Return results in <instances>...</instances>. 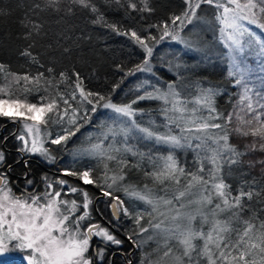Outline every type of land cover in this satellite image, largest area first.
<instances>
[{
    "label": "snow or ice",
    "instance_id": "snow-or-ice-1",
    "mask_svg": "<svg viewBox=\"0 0 264 264\" xmlns=\"http://www.w3.org/2000/svg\"><path fill=\"white\" fill-rule=\"evenodd\" d=\"M140 5L127 0L132 11L154 10L149 0H140ZM183 5L179 14L150 26L157 28L158 36L105 24L144 53L142 62L126 75L152 73L150 58L155 46L165 39L201 52L205 60L210 58L212 49L202 44L196 29L206 22L202 5L211 6L219 25V41L227 50L220 53L227 59V76L240 89L233 111L227 115L217 110L220 90L214 87L200 88L195 96H189L175 83L160 87L144 81L137 85V94L130 102L114 103L111 94L87 89L75 69L71 74L61 71L58 77L45 72L18 74L0 63V79L4 81L0 83V118L22 125L23 132L16 137L22 145L20 152L39 154L55 163L47 143L66 145L92 121L98 109L112 114L101 122L96 142L74 154V162L76 155L96 160V166L102 165L101 175L93 176L96 166L83 170L73 166L60 170L55 180L43 177L42 192L33 187L17 194L7 173L0 172V255L19 250L27 253V264H96L97 259L103 260L105 249L97 246L92 251L94 237L114 245L123 243L109 228L91 221L89 192L61 178L76 177L82 185H93L112 198L115 220L123 217L132 221L134 227L127 239L136 247L155 242L156 247L145 253L141 264H264V219L255 212L243 218L249 211L248 202L260 190L251 186L234 190L226 182L233 166L241 164L246 154L231 142L233 138L252 137L246 151H264V0H183ZM77 9L92 13L94 24L104 20L95 0H34L29 11L35 15L72 14ZM5 14L0 9V15ZM21 24L28 29L24 39L39 36L43 29L42 23L27 15ZM185 32L189 35H182ZM32 47L34 43L21 55L40 64ZM46 72L52 74L54 68L48 67ZM61 84H67L71 91H61ZM13 86L22 88V94L17 95ZM119 87V83L113 85L112 92ZM41 90L47 95L39 96L36 102L29 100V95ZM141 101H158L159 105L151 111L134 107ZM54 125H59L61 132L53 136ZM178 151L192 153L191 165ZM5 159L0 151V165ZM259 163L264 164V160ZM132 169L142 172L151 185L126 183ZM26 183L32 185L33 181L27 179ZM116 191L143 207L130 208L114 195ZM77 193L82 199L71 198ZM136 236L141 239L137 241Z\"/></svg>",
    "mask_w": 264,
    "mask_h": 264
},
{
    "label": "trees",
    "instance_id": "trees-1",
    "mask_svg": "<svg viewBox=\"0 0 264 264\" xmlns=\"http://www.w3.org/2000/svg\"><path fill=\"white\" fill-rule=\"evenodd\" d=\"M33 2L34 0H0V9H3L6 13L0 15V63L7 65L10 71L18 74L29 73L35 75L37 72H45L46 75H57L58 77V73L61 71H67L71 74L72 70L75 69L84 78V85L87 89L98 91L104 95L111 94L114 103L130 102L137 94V85L145 81L143 78L145 73L142 76L140 72L135 75H126L129 69L142 62L144 53L128 37L117 34L112 28L106 26L105 22L109 25H116L121 31L134 29L142 35L151 33L158 36L159 31L157 28L150 26L161 24L172 15L179 14L184 7L183 0H149L150 6L154 9L149 13L132 11L127 7V0H120L119 3L116 0H95L104 20L94 24L92 23L94 15L79 9L72 14L43 12L35 15L29 11ZM134 2L137 3L138 7L141 6L140 0H134ZM202 8L205 23L208 24V21L213 19L212 13L214 10L208 5H202ZM205 8L212 10V13H209L210 16L205 13ZM25 15L43 24L39 36L34 34L30 39H24L28 29L22 26L21 21L25 18ZM213 25L217 27L218 31L219 25L215 23L214 19ZM182 35H188V33L185 32ZM215 36V43H217L216 45L220 48L221 53H226V49L221 47L219 32ZM33 43L34 47L31 48V51L33 55L37 56L43 67H40V64L33 63L29 57L21 55V52ZM65 47L69 48L70 52L65 53L63 51ZM150 62L153 67V72L149 73L151 77L160 78L163 82L175 83L178 90H183L182 86L187 87V91L192 95L197 94L200 88H218L220 94L216 97L217 110L224 115L233 111L240 90L238 87H234V80L227 76L228 64L225 56H210L208 60H205L202 57L199 58L192 50L184 48L183 45L165 39L155 46ZM48 67H53L54 73L48 74L46 72ZM0 83H4V81L0 79ZM117 83L120 84V87L112 92L113 85ZM60 90L71 91L67 84H61ZM13 91L17 95H21L23 89L13 86ZM50 91L53 95L55 94L54 90L50 89ZM41 95H47V93L43 90L39 93L33 92L28 98L30 101L36 102ZM158 105V101H141L134 107L151 111L157 108ZM102 112L103 109H98V112L93 114L92 121L85 123L80 131L71 137V140H74L73 144H70L71 140L65 146L46 144V147L56 157L55 163H49L41 157L42 160L49 166L62 165L64 169L74 166L77 170H83L85 166H96V160L88 159L87 156H75L74 162V152L76 147L83 148L82 140L85 139L83 135L92 133L94 130H101L99 126L107 117ZM2 127H4V130H2ZM16 128V125L6 118H0V132H13L16 131ZM51 130L54 136L57 132H61V127L54 125L51 126ZM253 139L252 137H235L232 139L231 142L246 154L241 157V164L233 166V171L227 177L226 182L231 184L234 190L241 186L245 188L251 186L260 190V194L254 196L253 200L248 202L249 211L244 214L243 218L248 219L252 212H255L261 219H264V164L259 163V161L264 160V151H246L245 145L250 144ZM67 150L68 152L71 150V156L68 155ZM145 150L147 149L145 148ZM177 154L182 160H187L191 165V152L178 151ZM182 154L185 155L184 159ZM129 159L132 160V158ZM250 162L252 166H250ZM101 174L102 168L96 166L93 176ZM55 178L54 176H48L49 180ZM245 181L248 183L245 184ZM69 182L76 186H82L75 180H69ZM87 191L91 192V199L94 201L95 191L93 192L89 187H87ZM114 195L124 199L126 205L132 208L129 199L122 191H116ZM233 195H235V191H233ZM107 200L111 201L112 198L106 197L104 199L105 203ZM104 201L99 200L97 205V210L101 213L105 212ZM91 210L93 215L91 221L95 223L97 213L93 202ZM123 220L126 224L121 225L120 222H115L113 226L115 229H117L116 227L122 228L123 232L129 235L134 226L132 221L126 218H123ZM153 246L154 243L150 241V244L140 249L142 260L145 253L149 252ZM153 259H155L154 256Z\"/></svg>",
    "mask_w": 264,
    "mask_h": 264
},
{
    "label": "flooded vegetation",
    "instance_id": "flooded-vegetation-1",
    "mask_svg": "<svg viewBox=\"0 0 264 264\" xmlns=\"http://www.w3.org/2000/svg\"><path fill=\"white\" fill-rule=\"evenodd\" d=\"M18 135L19 131L17 128L16 131L13 132H0V151L4 152L6 158L4 165H0V172L7 173L11 185L13 186V191L17 192V194L24 191L26 188L31 191L33 187L36 191L40 192L42 189L43 177H48L50 175V177L54 176L57 178L60 175V170L64 168H62V165L49 166L40 156L20 152L18 150L21 148L20 141L16 139ZM5 137L7 138L6 140ZM9 165L10 167H8ZM47 166H49L50 169L47 168ZM64 178L78 181L76 177ZM27 179H31L33 184L28 185L26 183ZM78 182L80 183V181ZM80 184H82V182ZM87 187L91 188L90 186H86V190ZM91 189L93 192L95 191L94 208L97 213V221H95V223H99L101 226L105 225V227L109 228L118 239L123 240L121 245H114L105 243L100 238L94 237L92 251L94 252L97 246L105 249L103 260L97 259L96 264H141L142 253L140 248L136 247L127 239L128 235L123 232L122 228L116 227L117 229H115L113 226L115 222H120L121 225L126 224V222H124L122 217L119 221L113 218L110 201L107 200L105 203L104 199L106 197L102 194L100 189ZM99 200L104 201L105 203L104 213L97 210Z\"/></svg>",
    "mask_w": 264,
    "mask_h": 264
},
{
    "label": "rangeland",
    "instance_id": "rangeland-1",
    "mask_svg": "<svg viewBox=\"0 0 264 264\" xmlns=\"http://www.w3.org/2000/svg\"><path fill=\"white\" fill-rule=\"evenodd\" d=\"M205 13L207 15H209V13H212V10L210 8H205ZM210 16V15H209ZM258 31V30H257ZM218 31H217V27L215 25H213V19H211L210 21H208V24L206 23H201L200 27L196 29V34L199 36L201 42L203 45H206V46H209L211 47L212 49V54L211 56H216L218 55V57L222 56L220 55L221 51H220V48L216 45L217 43H215V35H217ZM189 35V34H188ZM221 44V43H220ZM221 47H223V45L221 44ZM194 53L197 54V56L199 58H203V54L201 52H197V51H194L192 50ZM227 51V50H226ZM225 51V52H226ZM254 63V61H253ZM196 71V69H195ZM194 71V72H195ZM193 73V72H192ZM144 73H141V76L143 75ZM148 75V76H147ZM143 78L145 81H148L149 82V85H157V86H160V87H166V85L168 84V82H163L161 81L160 78H157L154 76L151 77V74L149 73H145V75H143ZM149 85H145V88H148V90H151V87ZM183 90L179 89L180 91H182V93L184 95H189V96H195V95H192L189 91H187V87H184L182 86ZM240 90V89H239ZM143 90H141L142 92ZM198 93V92H197ZM135 96L132 98L134 99ZM103 115H107L106 119H108V117H110L112 114L109 110H105L103 109ZM155 116V115H154ZM145 119H147V116L144 117ZM158 120L159 119H162V117H156ZM104 120V121H105ZM11 122V121H10ZM14 125H16L17 127V130L19 131V135L22 134L23 132V129H22V125L19 124V123H12ZM2 130H4V127H2ZM22 131V132H21ZM101 131V130H100ZM100 131H93L92 133H86L85 135H83V137L85 139H83L82 137V144H83V148L84 147H87L89 145V143L91 142H96V138L99 134ZM2 132V131H1ZM95 132V133H94ZM71 140V139H70ZM72 142H74V140L72 139L70 141V144H73ZM86 143V144H85ZM88 143V144H87ZM20 146L22 147L21 145V142H20ZM65 146V145H64ZM82 149L81 147H76L75 149V153L79 152V150ZM145 150V148H144ZM183 152V151H182ZM67 153L69 156L72 155V152L71 150L68 152L67 150ZM66 153V154H67ZM183 153H187V152H183ZM31 155H35V156H40L39 154H31ZM41 157V156H40ZM76 157H81L79 155H76ZM129 158H132V157H129ZM182 158L184 159L185 158V155L182 154ZM88 159H91L90 157H88ZM133 159V158H132ZM100 168H102V165L99 166ZM44 182V180L42 181ZM126 183H134L138 186H143L144 183H149L151 185V181H147L145 179V177L143 176V173L142 172H138L136 169H132L130 171H128V177H127V180L125 181ZM183 183V181H182ZM45 184V182L43 183ZM74 185V184H73ZM87 185H82V187H86ZM93 186V185H92ZM95 188V186H93ZM45 188V185L42 186V190L40 192H42ZM97 188V187H96ZM99 189V188H98ZM195 191V190H194ZM71 198H76V199H82V197H80L79 193L77 194H73V196ZM91 198V197H90ZM128 198V197H127ZM130 201V200H129ZM93 204H95L94 201H92ZM132 207H143L142 204H140V202H133V201H130ZM92 205V204H91ZM91 205H90V208H89V211L91 213V220L93 218V215H92V210H91ZM193 207H195V205H193ZM189 211L191 209H188ZM87 223V221L85 222ZM148 234L145 233L143 234L144 237H146ZM135 239H137L138 241L141 239V237L139 236H136ZM153 242V241H152ZM154 243V246L150 248L149 252L156 247V244L155 242ZM148 244H150V241L145 244V246H147ZM145 246H143V248H145ZM141 249V248H140ZM27 253L26 252H23V251H19V250H15V251H11L7 254H3V255H0V264H27V261L25 260V255ZM145 256V255H144ZM144 256H143V259H144ZM155 257V255H154ZM156 258V257H155Z\"/></svg>",
    "mask_w": 264,
    "mask_h": 264
},
{
    "label": "water",
    "instance_id": "water-1",
    "mask_svg": "<svg viewBox=\"0 0 264 264\" xmlns=\"http://www.w3.org/2000/svg\"><path fill=\"white\" fill-rule=\"evenodd\" d=\"M90 187L94 188L92 185H89Z\"/></svg>",
    "mask_w": 264,
    "mask_h": 264
}]
</instances>
